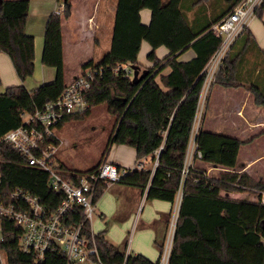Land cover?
<instances>
[{"label":"trees","instance_id":"16d2710c","mask_svg":"<svg viewBox=\"0 0 264 264\" xmlns=\"http://www.w3.org/2000/svg\"><path fill=\"white\" fill-rule=\"evenodd\" d=\"M63 1V14L50 13L44 30L42 62L55 68V78L28 90L22 82L34 71V37L25 32L29 0H0V52L8 55L21 82L0 91V136L21 124L22 112L41 108L56 98L65 86L61 19L68 15L70 4L68 0ZM237 1H228L211 19L197 18L189 22L180 0H118L110 49L97 62L90 60L82 65V68H104L103 75L91 83L86 93L90 107L82 113L66 115L56 125L58 129L67 120L89 114L92 106L105 104L106 111L113 117L110 134L113 143L133 147L138 158L150 155L152 159L154 150L162 145L153 171L133 169L118 182L147 189L149 199L171 203L181 188L168 264H264V203L259 201L264 192V180H254L234 171L209 176L205 169L194 166L180 182L202 70L221 42V37L209 27ZM263 6L264 3L257 10L259 17ZM143 7L152 11L148 24L140 20L139 10ZM143 40L151 46L147 58L154 61L152 66L146 67L147 74L139 82L114 74L113 67L120 63L141 67L137 54ZM159 45L169 50L162 58L155 54ZM254 45L250 30L244 26L224 57L215 83L241 85L236 75L237 62ZM188 48L194 51L193 57L180 59L179 54ZM259 52L264 63V48ZM165 67H169V71L161 73ZM246 87L252 92L254 102L264 108V91L254 83ZM54 141L59 143L57 139ZM244 142L235 136L203 128L196 135L200 159L226 168L236 165L239 146ZM0 173L5 203L13 201L8 195L16 186L36 195L50 209L63 198L61 192L47 187L45 171L25 164V156L5 142H0ZM241 190L258 193V199H236L224 194V191ZM100 192L101 188L96 196ZM73 217L77 219L79 213ZM1 223L2 247L8 263L33 264V256L19 249V230L13 221L4 217ZM85 231L89 235L88 222ZM94 239L107 264L123 263L124 250L107 241L102 232L94 233ZM163 242L159 244L160 250ZM156 263L157 260L138 253L129 254L126 260V264ZM42 264L64 262L61 255L47 254Z\"/></svg>","mask_w":264,"mask_h":264},{"label":"crops","instance_id":"0c3cea01","mask_svg":"<svg viewBox=\"0 0 264 264\" xmlns=\"http://www.w3.org/2000/svg\"><path fill=\"white\" fill-rule=\"evenodd\" d=\"M59 1L29 0L25 32L34 37V71L31 76L22 82L28 90H32L55 78V68L42 62V51L47 17L54 11ZM68 1L70 4L69 13L61 19L64 84L80 73L84 63L90 60L97 62L110 49L118 2V0ZM255 16L247 24L255 45L247 50L237 62L236 75L241 85L225 86L214 82L201 119V128L235 136L245 142L239 146L236 165L233 168L222 167L203 161L200 158H194V165L205 169L206 174L209 176H217L222 171H234L245 173L254 180H264V108L254 102L252 92L246 87L249 83H254L264 91V63L259 52V49L264 48V27L260 23H253L252 19ZM141 19L145 24L149 22L150 11L148 9L141 10ZM149 49L150 44L143 41L137 57L138 63L143 68L154 64L153 60L147 59ZM168 53V48L163 45L155 49L158 58H162ZM193 55L194 51L188 48L179 54V58L188 60ZM141 56L144 58L142 61ZM168 71L169 67H165L161 73H167ZM0 80L2 84L0 91H3L7 86L21 83L10 58L4 52H0ZM103 156L119 168H131L138 161H143L144 168L154 170L150 155L138 158L135 149L126 144H112L108 151L102 154ZM99 161L84 170L65 168L60 163L59 166L69 171L81 172L93 168ZM146 191L147 189L141 190L138 187L120 182L110 183L101 189L96 198L93 218H99L105 229L109 223V219H106L107 215L114 220L113 222L119 223L118 225L127 233L124 235L123 242H121L122 245L117 246L124 250L128 245L130 254L138 253L145 257L151 254L150 252L153 250L151 246L145 250L138 247L134 251L130 242L132 233L138 227L150 231L149 239L157 246L159 257V244L164 240L168 218L174 203L160 199H149L146 197ZM224 194L236 199H258V193L250 190L224 191ZM131 223V230L126 229ZM91 228L93 233L105 231V229L95 231L92 225ZM102 234L105 238L104 232ZM149 257L147 258L150 259Z\"/></svg>","mask_w":264,"mask_h":264},{"label":"built area","instance_id":"2783aa9c","mask_svg":"<svg viewBox=\"0 0 264 264\" xmlns=\"http://www.w3.org/2000/svg\"><path fill=\"white\" fill-rule=\"evenodd\" d=\"M263 3L264 0H238L209 27V30L221 37V42L202 70V82L181 167V183L195 166L194 158H201V153L196 148V135L201 128L203 110L216 74L235 38L243 27L247 26L249 20L257 15V10ZM63 11L64 1L60 0L54 12L63 14ZM112 71L130 79L133 77V69L128 63L117 64ZM103 73L102 66L82 68L77 76L65 84L56 98L34 112H22L21 124L0 136V142L8 143L25 156V164L48 174L47 187L50 190L63 194L59 203L50 209L36 195L19 186L9 192L8 197L13 201L5 203L0 189V264H9L2 247L4 236L1 221L4 217L10 218L18 228L19 249L33 256V264H42L47 254L61 255L64 264H107L99 253L91 228L97 190L118 182L121 176L133 169H144V162L138 161L131 168H119L103 156L96 166L79 172L63 169L55 163L54 158L60 143L54 141L59 140L56 125L66 115L82 113L90 107L86 93L91 83ZM161 148L162 145L153 152V168L158 163ZM180 189L173 202L165 239L156 264H168L181 197ZM259 201L264 203V192ZM78 213L79 217L74 219L73 215ZM86 222L89 223V235L85 231ZM129 254L127 245L122 264H126Z\"/></svg>","mask_w":264,"mask_h":264},{"label":"rangeland","instance_id":"374dc122","mask_svg":"<svg viewBox=\"0 0 264 264\" xmlns=\"http://www.w3.org/2000/svg\"><path fill=\"white\" fill-rule=\"evenodd\" d=\"M228 1L231 0H180V7L185 18L189 22L193 20L195 21L197 18L200 20H208L213 18L225 6V4H227ZM143 9H148L150 11V19L152 13L149 7L140 8L139 15L141 22V10ZM252 20L253 23H260L264 27V15L262 17L256 15ZM143 59L144 58L142 57L141 61ZM141 68H143V66H141ZM1 89L2 84L0 82V90ZM112 129L113 117L106 111L105 104L92 106L89 114L81 118L65 121L60 128L56 129V134L60 143L58 150L55 153V163L57 165H59V163L63 164L65 168L77 170H84L89 166L96 164L100 159H102V154L108 151L112 144H115L110 140ZM227 131H229V129H227ZM106 219H109L108 227L106 228L107 230L105 229V226H102L99 218L94 217L93 221H91V225L95 231L105 229V231L102 232H104L106 240L110 243L122 245L121 242H123L124 235H126L127 232L118 225L119 223L113 222L114 220H112V218L108 215ZM132 223L126 227V229L131 230ZM149 238L150 231L140 229V227H138L137 230L135 229L134 233H132V239L130 242L132 243L134 251H136V248L138 247L144 248L145 250L147 247L151 246L153 250L150 252L151 254L149 253L150 257H147H149L152 261H155L158 257V249Z\"/></svg>","mask_w":264,"mask_h":264},{"label":"water","instance_id":"95a60500","mask_svg":"<svg viewBox=\"0 0 264 264\" xmlns=\"http://www.w3.org/2000/svg\"><path fill=\"white\" fill-rule=\"evenodd\" d=\"M131 67L133 69L132 82H139L147 74V68H141L138 64H133Z\"/></svg>","mask_w":264,"mask_h":264}]
</instances>
